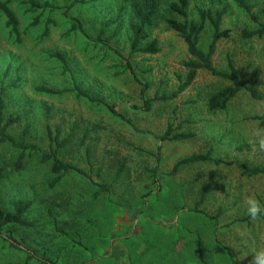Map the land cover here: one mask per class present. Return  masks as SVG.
I'll use <instances>...</instances> for the list:
<instances>
[{"label": "rangeland", "instance_id": "obj_1", "mask_svg": "<svg viewBox=\"0 0 264 264\" xmlns=\"http://www.w3.org/2000/svg\"><path fill=\"white\" fill-rule=\"evenodd\" d=\"M24 1L12 3L22 29L42 12ZM37 1L60 8L54 14L59 25L50 38L39 39V26L16 43L0 14V87L16 83L3 94L6 117H18L10 132L38 149L17 171L19 150L0 140L5 174L0 179L1 206L14 211L19 200L29 202L25 217L34 222L3 229L21 249L0 238V264H203L200 251L209 264H234L230 252L239 264H252L254 250L264 247V219L252 221L244 201L254 196L264 203V174H244L242 165L264 167V151L254 135L264 128V102L244 90L226 109L211 111L210 95L230 82L200 69L179 96L153 101L145 109L147 99L170 94L188 72L187 44L165 22L175 0H161V16L149 29L151 38L159 40L157 54L131 52L133 14L128 4L86 0L73 7L71 12L90 34L103 23H109V33L118 29L110 42L114 51L104 58L87 36H64L68 24L60 16L72 0ZM248 1L257 20L235 0H190L189 16L196 19L199 7L214 12L226 8L221 28L230 33L218 41L213 63L228 70L231 56L248 84L258 72L264 94V36H242L244 28L256 29L264 22V0ZM212 37L213 28L207 25L200 42L204 50ZM57 49L66 54L71 70L50 57ZM73 78L115 112L75 92L38 90L71 88ZM48 128L68 138L60 158L84 173L59 177L51 162L41 160V152L50 149ZM170 128L172 134L194 135L162 140ZM210 150L222 162L188 163L173 171L180 159Z\"/></svg>", "mask_w": 264, "mask_h": 264}, {"label": "trees", "instance_id": "obj_2", "mask_svg": "<svg viewBox=\"0 0 264 264\" xmlns=\"http://www.w3.org/2000/svg\"><path fill=\"white\" fill-rule=\"evenodd\" d=\"M86 0H72L71 4L65 8V11L60 16L61 20H65L64 24H68V27L64 33V36H73L75 34H80L84 37L87 36L88 41L94 44L95 48H98L102 53V58L106 55L111 54L114 51L111 47V40L118 35V29L114 33L108 32L109 23H103L101 28L95 33H88L84 21L78 16H75L71 12L73 7L78 4L84 3ZM125 4H128L131 13L133 14V21L130 23V37L129 44L132 53H142V54H157L161 51L159 45V40L157 38H151L149 29L156 24V20L161 16V0H116ZM14 0H0V14H3L6 18V26L9 30L10 38H14L16 43H22L25 36L30 34V31L34 28L41 26V33L39 36L40 40L50 38L52 31L58 27L59 21H57L54 14L60 9L59 6L52 4L50 1H45L40 3L37 0H25L24 2L32 6V8H40L42 12L35 16L27 27L22 29V20L16 14V11L12 8V3ZM189 2L190 0H175L172 1L168 8L172 16L165 17L166 24L173 30H175L186 42L188 52L191 58L185 62V66L188 69L186 77L182 80L179 86L172 91L170 94H156L152 99H147L145 103V109H150L151 102L161 101V100H172L184 92L188 86L197 77L198 71L204 69L209 71L211 74L221 77L230 83L219 88L213 92L208 100L209 109L212 111L226 109L229 102L235 98L241 91H248L251 96L255 99L264 102V94L259 90V73L255 75V80L253 83H245L238 72L235 63L230 56L228 58V70H221L217 68L213 63V57L216 53V46L218 41L223 37H228L230 31L228 29L223 30L221 28L223 22V16L226 12V8L222 10L213 11L211 8L199 7L197 10L196 19L190 18L189 16ZM237 5L244 9L248 14L257 20L256 15L253 13V6L248 0H235ZM47 12L46 17H42ZM176 14V16H175ZM179 15L182 18H178ZM207 25L213 28V37L208 50H204L200 46L201 35ZM108 26V27H107ZM242 36L245 39H251L254 37L264 36V22H260L258 28L242 30ZM117 53V52H116ZM50 57L60 62L65 70H71V66L68 57L63 51L59 49L51 51L49 53ZM16 83L6 84L0 87V140L7 144H10L14 148L19 150L18 157L15 161V169L20 171L23 166L25 159L33 151H37L35 145H28L25 141L17 140L10 132V127L14 125L18 117L9 116L6 117L5 114V100L3 97L4 92L10 87L15 86ZM43 92L48 94L62 93L66 91L75 92L78 98L87 99L91 102H97L100 104H105L110 110L114 111L112 105H109L101 98H96L92 96L88 90H86L82 84L78 82L77 79L73 78L72 87L67 88L62 91H54L51 89L39 88ZM142 109V107H135ZM115 112V111H114ZM264 120V117H263ZM172 129H168L164 135L161 136L162 140H181L190 138L193 133L178 132L172 134ZM48 135L50 140V149L48 151L41 152V160L43 162H51L52 172L59 177L70 171L84 173V171L77 165L65 162L60 158L61 149L67 144L68 138H60L59 133H54L50 128H48ZM90 149L87 148V158L88 161L91 159ZM201 161H214L215 163H220L222 160L215 159L211 155V150L207 153H194L190 156H186L180 159L174 166L176 171L181 165L201 162ZM243 173L249 176L264 174V167L261 166H249L243 164ZM5 174L0 163V179L4 178ZM58 177V178H59ZM103 190H108V186H102ZM98 195L99 191L96 192ZM205 198V191L202 193V198L196 206V210H200V206ZM30 206L29 202L19 200L16 204L14 211H8L1 206L0 198V238L10 242V245L21 249V246L16 243L14 236L3 235V229L9 225H24L33 226L34 222L26 219V212ZM200 260L203 264H209L205 254L200 251ZM230 260L234 264H239L234 255L229 253Z\"/></svg>", "mask_w": 264, "mask_h": 264}, {"label": "clouds", "instance_id": "obj_3", "mask_svg": "<svg viewBox=\"0 0 264 264\" xmlns=\"http://www.w3.org/2000/svg\"><path fill=\"white\" fill-rule=\"evenodd\" d=\"M254 135L259 150L264 151V128H257ZM244 204L246 207V214L252 221L264 219V203L254 196H248L246 197ZM252 264H264V247L254 250Z\"/></svg>", "mask_w": 264, "mask_h": 264}, {"label": "crops", "instance_id": "obj_4", "mask_svg": "<svg viewBox=\"0 0 264 264\" xmlns=\"http://www.w3.org/2000/svg\"><path fill=\"white\" fill-rule=\"evenodd\" d=\"M212 111V110H211Z\"/></svg>", "mask_w": 264, "mask_h": 264}]
</instances>
